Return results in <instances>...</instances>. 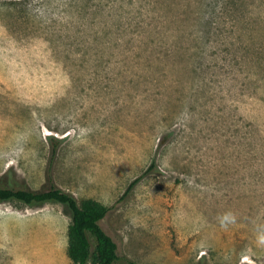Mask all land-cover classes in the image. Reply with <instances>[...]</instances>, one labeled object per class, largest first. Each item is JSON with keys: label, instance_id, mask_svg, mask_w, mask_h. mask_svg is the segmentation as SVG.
<instances>
[{"label": "rangeland", "instance_id": "obj_1", "mask_svg": "<svg viewBox=\"0 0 264 264\" xmlns=\"http://www.w3.org/2000/svg\"><path fill=\"white\" fill-rule=\"evenodd\" d=\"M52 186L115 264H264V0H0V188ZM71 222L0 200V264H73Z\"/></svg>", "mask_w": 264, "mask_h": 264}, {"label": "trees", "instance_id": "obj_2", "mask_svg": "<svg viewBox=\"0 0 264 264\" xmlns=\"http://www.w3.org/2000/svg\"><path fill=\"white\" fill-rule=\"evenodd\" d=\"M136 182L132 183L130 188H133ZM11 199L28 205L57 202L70 209L72 222L68 232V256L73 264H115L119 260L117 242L101 225L110 212V208L105 204L94 199L79 202L72 194L55 186L39 192L0 188V200ZM90 236L96 241L94 250Z\"/></svg>", "mask_w": 264, "mask_h": 264}]
</instances>
